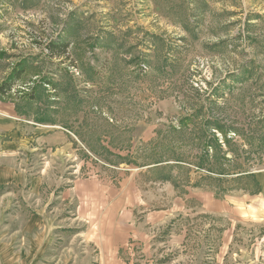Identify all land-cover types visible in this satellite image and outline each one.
Listing matches in <instances>:
<instances>
[{
    "label": "rangeland",
    "instance_id": "rangeland-1",
    "mask_svg": "<svg viewBox=\"0 0 264 264\" xmlns=\"http://www.w3.org/2000/svg\"><path fill=\"white\" fill-rule=\"evenodd\" d=\"M194 112L239 127L230 158L259 170L264 0H0V264H264L258 194L153 168ZM203 196L249 200L242 222Z\"/></svg>",
    "mask_w": 264,
    "mask_h": 264
},
{
    "label": "trees",
    "instance_id": "trees-1",
    "mask_svg": "<svg viewBox=\"0 0 264 264\" xmlns=\"http://www.w3.org/2000/svg\"><path fill=\"white\" fill-rule=\"evenodd\" d=\"M15 78L18 80L17 77ZM6 88L4 90H10ZM240 131L241 129L232 123L226 125L215 116L204 118L203 114L194 112L183 117L176 125L169 127L166 136L161 141L163 145L165 141L168 142V148L166 149L161 145L164 153L160 155V159L153 163V168L169 161L168 158L177 166L194 165L198 171L205 170L214 175L207 177V180L218 184L221 197L235 190L232 184H236L237 188L245 192L257 195L261 189L256 175L243 167H239L232 157L234 153L229 150ZM186 146L190 149H197L196 154L192 155V159H194L192 161H188L189 157L180 152ZM260 150L264 151V148ZM242 181L250 182V184L242 185ZM224 184H228V187H225ZM195 187L207 188L202 184H196Z\"/></svg>",
    "mask_w": 264,
    "mask_h": 264
},
{
    "label": "crops",
    "instance_id": "crops-1",
    "mask_svg": "<svg viewBox=\"0 0 264 264\" xmlns=\"http://www.w3.org/2000/svg\"><path fill=\"white\" fill-rule=\"evenodd\" d=\"M5 116V115H4ZM63 129V128H62ZM69 132L66 129H63V132H59V139H67V136L65 135L64 132ZM255 175L257 177V180L260 184V193L258 194L257 198L258 201L256 202L257 204L260 205V207H264V159L262 162V166H260L259 170L255 172ZM1 180V178H0ZM1 182V181H0ZM191 195L189 197L192 198ZM195 198H198L197 195ZM201 203V213H206V214H211V215H216L222 218H228L231 220V222L235 223H240L242 222L241 218L243 216V212L241 211V204L243 203H249V200H246L245 198L238 197V196H233L230 200H219L215 198H210V197H199L198 199ZM246 201V202H245ZM159 220H163L165 218L159 216ZM231 232L225 231V234L222 237L223 240V245L228 246L230 243V233L232 236L235 234L236 231V226L234 223L231 225ZM112 264H125L123 261H118L114 260Z\"/></svg>",
    "mask_w": 264,
    "mask_h": 264
}]
</instances>
